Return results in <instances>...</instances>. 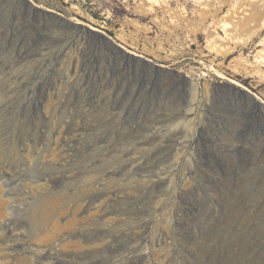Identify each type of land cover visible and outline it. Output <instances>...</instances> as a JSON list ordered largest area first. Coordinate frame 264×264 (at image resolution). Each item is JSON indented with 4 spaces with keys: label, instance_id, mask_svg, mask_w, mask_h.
<instances>
[{
    "label": "rangeland",
    "instance_id": "rangeland-1",
    "mask_svg": "<svg viewBox=\"0 0 264 264\" xmlns=\"http://www.w3.org/2000/svg\"><path fill=\"white\" fill-rule=\"evenodd\" d=\"M0 264H264V0H0Z\"/></svg>",
    "mask_w": 264,
    "mask_h": 264
},
{
    "label": "bare ground",
    "instance_id": "bare-ground-1",
    "mask_svg": "<svg viewBox=\"0 0 264 264\" xmlns=\"http://www.w3.org/2000/svg\"><path fill=\"white\" fill-rule=\"evenodd\" d=\"M115 44L118 45L117 48H119V49L121 50L122 53L127 54V53L129 52V51H127V49H125V47L120 46L117 42H116ZM82 53H83V51H82ZM46 119H47V115L42 114V115H41V121H42V120H46ZM178 131H182L181 126L175 128V134H176ZM60 145H61V146H64V143H63V144H60ZM62 151H63V149H62ZM165 177H166V175L159 176V177H158V180H163Z\"/></svg>",
    "mask_w": 264,
    "mask_h": 264
}]
</instances>
